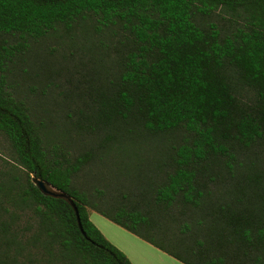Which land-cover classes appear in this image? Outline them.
<instances>
[{
	"label": "trees",
	"instance_id": "16d2710c",
	"mask_svg": "<svg viewBox=\"0 0 264 264\" xmlns=\"http://www.w3.org/2000/svg\"><path fill=\"white\" fill-rule=\"evenodd\" d=\"M216 10L242 26L223 35L204 25ZM112 26L123 34L118 57L53 100L62 129L47 149L35 115L6 86L11 64L52 30ZM66 102L76 119L59 116ZM109 130L179 132V143L135 165L130 148L99 138ZM0 133L25 173L0 172V264H133L89 209L183 264H264V165L239 161L264 151V0H0ZM106 157L134 179L90 183L97 170L85 165L104 171ZM32 177L72 199L85 234L70 203L42 194Z\"/></svg>",
	"mask_w": 264,
	"mask_h": 264
},
{
	"label": "rangeland",
	"instance_id": "374dc122",
	"mask_svg": "<svg viewBox=\"0 0 264 264\" xmlns=\"http://www.w3.org/2000/svg\"><path fill=\"white\" fill-rule=\"evenodd\" d=\"M202 23L204 25L213 23L223 35H230L242 26V19L236 13L216 10L210 15L203 16ZM121 35H123L122 32L116 26L98 30L92 27L88 34L76 30L67 36H62L52 30L30 42L29 46L11 64L6 77V86L10 91L16 92L35 115L36 124L40 128L47 149L53 148V129H62L61 124L53 128V123L58 122L56 118H53L57 111V109L53 111V100L65 102L64 100L69 99V93L83 90L89 85L88 80L92 79L96 69H107L109 66H102V64L110 65L114 58L118 57ZM243 93L246 99L250 95L247 94V90H244ZM66 103L68 105L65 106V109L60 110L59 116L65 120L76 119L77 109L75 106L69 105L68 102ZM178 135L179 132L167 133L165 138L155 139L135 131L126 132L121 136V132L109 130V132L99 135V138L106 136L107 141L112 142L113 150L130 148L133 152L132 162L135 160L134 164L137 165L145 163L150 158H163L168 148L177 146L179 143ZM108 159L109 157H106L104 162V171L107 175L104 174L98 162V166L96 163L85 165V168H90L93 172L97 170L95 177H90V183L94 181L101 183L102 179L126 183L129 177L134 179L128 174L129 170L122 168L113 158V161L107 162ZM239 161L249 167H252L253 164L260 167L264 165V151L257 150L255 154L251 152L242 155ZM0 172H3L5 176L13 174L20 180L25 178L22 166L17 162L9 142L1 133ZM232 174L237 176L236 171ZM230 175V173L227 174L229 177ZM76 178L79 181H84L82 171L77 173ZM234 181L236 178H233ZM134 183L133 181L132 184ZM229 186L230 184L225 182L221 188ZM237 196L242 197L238 192ZM88 213L89 218L91 217L90 220L104 236L113 239L112 233H117L122 239L131 240L132 245L140 250L142 264H183L144 240L131 235L129 231L98 212L89 210ZM23 219L28 218L24 217Z\"/></svg>",
	"mask_w": 264,
	"mask_h": 264
},
{
	"label": "crops",
	"instance_id": "0c3cea01",
	"mask_svg": "<svg viewBox=\"0 0 264 264\" xmlns=\"http://www.w3.org/2000/svg\"><path fill=\"white\" fill-rule=\"evenodd\" d=\"M91 210V209H89ZM88 210V211H89ZM103 216V215H102ZM91 218V217H90ZM89 218V219H90ZM106 218V217H105ZM109 220V219H108ZM114 223V222H113ZM117 225V224H116ZM119 226V225H118ZM121 227V226H120ZM123 228V227H122ZM124 229V228H123ZM126 230V229H125ZM131 233V232H130ZM131 235L138 237L131 233ZM113 239L108 238L105 236L111 243H113L116 247H118L124 254L128 257V259L133 263V264H142L140 257V250L136 248L134 245H132L131 240L127 239H122L120 235L117 233H112ZM139 238V237H138ZM141 239V238H140ZM114 240V241H113ZM117 240V241H115ZM143 240V239H142ZM146 242V241H145ZM148 243V242H147ZM151 245V244H150ZM153 246V245H152ZM159 250V249H158ZM161 251V250H160ZM163 252V251H162ZM164 253V252H163ZM166 254V253H165ZM168 255V254H167ZM180 262V261H179Z\"/></svg>",
	"mask_w": 264,
	"mask_h": 264
},
{
	"label": "water",
	"instance_id": "95a60500",
	"mask_svg": "<svg viewBox=\"0 0 264 264\" xmlns=\"http://www.w3.org/2000/svg\"><path fill=\"white\" fill-rule=\"evenodd\" d=\"M32 182L42 194L52 196V197H60V198H64L65 200H67L74 209L77 224H78V227H79L81 233L85 234L83 231L82 225L80 223V220H79L77 208L74 205V203L72 202V199L67 194L55 190L53 187L49 186L46 182H44L43 180H40L38 178L32 177Z\"/></svg>",
	"mask_w": 264,
	"mask_h": 264
}]
</instances>
